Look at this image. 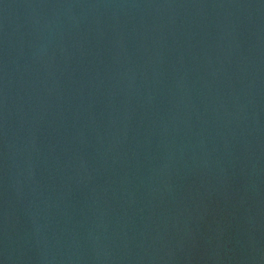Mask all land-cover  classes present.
<instances>
[{
	"label": "water",
	"instance_id": "obj_1",
	"mask_svg": "<svg viewBox=\"0 0 264 264\" xmlns=\"http://www.w3.org/2000/svg\"><path fill=\"white\" fill-rule=\"evenodd\" d=\"M0 264H264V0H0Z\"/></svg>",
	"mask_w": 264,
	"mask_h": 264
}]
</instances>
